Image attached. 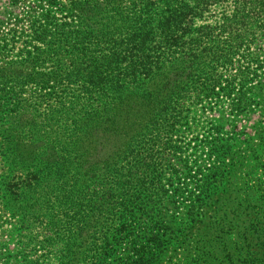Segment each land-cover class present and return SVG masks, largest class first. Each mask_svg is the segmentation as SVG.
<instances>
[{
	"label": "rangeland",
	"instance_id": "1",
	"mask_svg": "<svg viewBox=\"0 0 264 264\" xmlns=\"http://www.w3.org/2000/svg\"><path fill=\"white\" fill-rule=\"evenodd\" d=\"M78 1L83 0H0V264H135L137 259L140 264H264V0L225 13L232 30L217 34L218 49H213L221 66L194 76L213 84L216 96L180 98L189 125L177 128L160 147L171 157L168 170L144 175L154 177L153 188L160 190V204L152 210L159 218H136L105 246L99 235L91 237L83 254L72 258L71 247L63 258L59 242L47 241L54 232L43 231L29 216L24 220L30 227L23 228L20 214L30 210L11 197L9 127L22 128L37 115L59 109L61 98L71 94L65 78L71 72L70 51L60 56L49 41L61 31L71 35ZM210 14L219 19L223 11ZM127 73L123 62L121 82ZM38 75H46L43 87L33 84ZM177 77L170 76L171 83ZM191 79L186 73L181 83ZM240 91L247 103L237 113L231 102ZM212 124L219 130L209 128ZM18 151L24 155L27 148ZM186 167L199 176L185 179Z\"/></svg>",
	"mask_w": 264,
	"mask_h": 264
},
{
	"label": "trees",
	"instance_id": "2",
	"mask_svg": "<svg viewBox=\"0 0 264 264\" xmlns=\"http://www.w3.org/2000/svg\"><path fill=\"white\" fill-rule=\"evenodd\" d=\"M251 1H78L71 35L61 31L49 41L58 55L70 51L71 72L65 78L71 94L61 98L59 109L37 115L22 128L9 127L14 142L7 159L13 174L11 197L22 199L30 210L20 214L23 228L30 227L24 220L29 216L43 231L54 232L47 241L59 242L63 258L69 257L71 247L72 258L83 254L91 237L94 241L99 235L105 246L117 241L136 218H159L152 210L160 204V190L153 188L149 175L168 170L171 157L160 147H166L177 128L189 125L180 98L216 96L213 84L194 76L220 68L213 49H218L217 34L232 30L225 13L246 8ZM218 9L223 11L219 19L210 14ZM123 62L128 73L121 82ZM186 73L193 79L185 85L181 81ZM170 76L178 77L171 83ZM36 80L33 84L43 87L46 75ZM246 103L240 91L231 108L239 113ZM209 128L219 130L213 124ZM20 146L27 148L26 154L21 155ZM186 170L185 179L199 176ZM23 172V178L16 176Z\"/></svg>",
	"mask_w": 264,
	"mask_h": 264
}]
</instances>
